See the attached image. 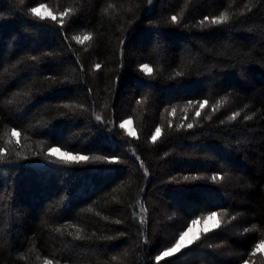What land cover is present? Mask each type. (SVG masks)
<instances>
[{"label":"trees","instance_id":"trees-1","mask_svg":"<svg viewBox=\"0 0 264 264\" xmlns=\"http://www.w3.org/2000/svg\"><path fill=\"white\" fill-rule=\"evenodd\" d=\"M213 211L219 229L155 260ZM261 239L264 0H0V264H264Z\"/></svg>","mask_w":264,"mask_h":264},{"label":"snow or ice","instance_id":"snow-or-ice-1","mask_svg":"<svg viewBox=\"0 0 264 264\" xmlns=\"http://www.w3.org/2000/svg\"><path fill=\"white\" fill-rule=\"evenodd\" d=\"M20 2L23 3L24 0H20ZM151 2H152V0H149V3H151ZM44 7H45V5L41 4L39 7L30 8L29 11L34 17H36L40 20L50 18L52 21H56L57 20L56 15H53L51 12H49L48 16H45L40 11V9L44 8ZM67 11L68 10H66V12H64V13H60V16L63 17L64 15H66ZM170 19L173 23L178 22V17L176 15H172ZM228 20H229V15L227 13H222L219 16L212 17L211 19L206 16V17H204V20L200 21V23L203 24L205 21H209L213 25H218V24L226 23ZM63 24H64V20L61 19L60 25L63 26ZM74 39L77 40L79 43L83 44L84 41L90 40L91 36L85 35L83 38L76 36V37H74ZM33 59H35V57H33ZM100 68H101L100 64L95 65L96 70H99ZM140 68H141V70H143L146 73L150 74L152 72V69L147 64L141 65ZM207 103H208L207 101H204L203 103H201L199 105V107L201 109H203L207 105ZM65 107H71V106L65 105ZM173 112H175V109H173ZM236 115H238V113L233 114L232 118L234 119L236 117ZM196 116L197 117L200 116L199 111L196 112ZM245 118L250 119L251 117H245ZM96 119L99 121V120H101V117L99 115H97ZM129 123H131V119L123 121L122 123H120L119 127L124 128ZM187 127L192 128L193 125L191 123H189V124H187ZM160 134H161V128L156 127L155 133L151 137L152 141L155 142ZM12 135L18 137L20 134L16 131V129H13ZM130 135H134V133H130ZM17 143H19V141H17ZM47 156L56 157V159L53 161L54 163H60V164H66V165L81 164V163H114V162H118V160L115 156L108 157V156L96 155V156L90 157V156L82 155L79 153L73 154L70 151H62L60 147H49ZM141 166H143V165H141ZM184 179L188 180L189 178L185 177ZM192 179H198V177H193ZM211 179L213 181H217V180H223L224 177L220 176V175H213L211 177ZM143 211L146 212V209H144ZM232 219H235V217H233ZM204 220H205V226L202 229L203 234H208L209 232H212L215 229H219L221 227V219L219 218V214L215 211L209 212L205 216ZM209 221H213V223H211L210 226L208 224ZM197 223H199V218L193 219L191 221V223L188 224L186 230H182L178 233V238L174 240V243H172L171 247H167L162 252H160V254L155 257V260L157 262H159L163 258L172 257L175 254L180 253L183 249L187 248L194 241L199 240L201 238V235L197 234L192 239L185 242V237L188 235L189 232L192 231V225H195ZM244 231L248 232L250 230L245 229ZM259 252H264V239H261L258 243L255 244V246L252 249L251 255L255 256ZM45 264H52V261H50V260L46 261ZM243 264H249V261L244 260Z\"/></svg>","mask_w":264,"mask_h":264},{"label":"rangeland","instance_id":"rangeland-1","mask_svg":"<svg viewBox=\"0 0 264 264\" xmlns=\"http://www.w3.org/2000/svg\"><path fill=\"white\" fill-rule=\"evenodd\" d=\"M41 4H43V5H45V7L44 8H41L40 9V11L45 15V16H48V13L49 12H51L53 15H56L57 16V19H59V18H61V16H60V14H58V13H55V12H53L52 11V9L48 6V5H46V4H44V3H40V4H37V5H35L34 7H39ZM85 36V34H82V35H80V37L81 38H83ZM92 68L94 69L95 67L94 66H92ZM128 119H130V118H124V119H122L121 121H120V123H122L123 121H125V120H128ZM124 129H125V131L127 132V133H134V135L136 134V131H135V128H134V126H133V124H132V121H131V123H129V124H127L125 127H124ZM56 147V146H55ZM62 151H66V150H64V149H61ZM74 154V153H73ZM208 214V213H207ZM207 214H204V215H201V216H199V217H197V218H199V223H197V224H195V225H192V231L191 232H189L188 233V235L185 237V242H187L188 240H190V239H192L194 236H196L197 234H201L202 233V229H203V227L205 226V220H204V218H205V216L207 215ZM196 219V218H195ZM192 221V220H191ZM191 221L189 222V224L191 223ZM211 223H213V221H209L208 222V224H209V226L211 225ZM188 226V225H187ZM187 228V227H186ZM186 228L184 229V230H186ZM178 238V237H177ZM171 247V246H170ZM241 264H243V263H241ZM250 264V263H249Z\"/></svg>","mask_w":264,"mask_h":264}]
</instances>
